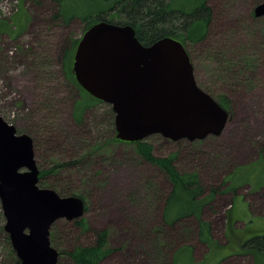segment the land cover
<instances>
[{"label": "rangeland", "instance_id": "1", "mask_svg": "<svg viewBox=\"0 0 264 264\" xmlns=\"http://www.w3.org/2000/svg\"><path fill=\"white\" fill-rule=\"evenodd\" d=\"M60 1L0 0V29L18 22L0 34L1 116L33 139L44 174L38 186L85 203L81 219L52 226L58 264H75L68 253L89 246L101 230L109 232L110 250L101 264H176L186 248L191 264H264V254L240 255L244 242L264 234V18L254 16L263 0H207L213 12L208 37L187 45L198 85L232 100L221 135L194 142L155 135L145 141L155 157L175 155L181 172L199 174L211 197L203 218L211 224L213 247L199 241L195 220L179 224L176 232L164 224L172 185L133 144L115 141L110 105L91 104L81 120L74 117L83 96L66 71L65 50L86 26L78 18H56ZM185 2L195 3L178 0ZM82 219L88 231L77 224ZM6 223L0 199V264H18Z\"/></svg>", "mask_w": 264, "mask_h": 264}, {"label": "water", "instance_id": "2", "mask_svg": "<svg viewBox=\"0 0 264 264\" xmlns=\"http://www.w3.org/2000/svg\"><path fill=\"white\" fill-rule=\"evenodd\" d=\"M254 14L264 17V1ZM73 72L86 93L111 106L120 142H144L155 135L201 141L220 136L230 118L199 87L186 47L171 37L144 46L130 25L95 23L77 45ZM39 177L33 139L18 134L0 113V199L20 264H57L52 226L85 214L82 198L40 188Z\"/></svg>", "mask_w": 264, "mask_h": 264}, {"label": "trees", "instance_id": "3", "mask_svg": "<svg viewBox=\"0 0 264 264\" xmlns=\"http://www.w3.org/2000/svg\"><path fill=\"white\" fill-rule=\"evenodd\" d=\"M194 2V4H192L193 2L179 4L178 0H63L60 1L56 18L60 17L67 22H70L73 18H78L85 24L86 31L98 22L130 25L135 29L136 37L144 46H151L162 38L171 37L180 41L187 49V45H197L207 39L213 13L207 4V0H194ZM17 23L12 20V24L7 25L5 29H0V34L14 26L17 28ZM9 32L11 36L14 34L11 31ZM80 40H74L72 43L67 44L65 50L66 71L76 85L78 83L73 72V62L74 52ZM79 88L83 101L79 102L74 108V117L77 120H81V116L91 104L99 102L80 86ZM201 89L210 94V91L205 88L202 87ZM212 97L226 111L231 113V98L226 95ZM86 104L87 106H85ZM112 115L114 118L113 112ZM133 145L138 156L146 163L159 168L164 173L163 176L172 185V189L165 200L164 224L176 232L178 230L176 227L179 224L195 220L199 224L200 240H198L213 247L215 243L211 237V224L203 218L204 210L209 206L207 204L211 202V197H206L205 187L199 174L196 172H181L175 164V155L169 158L155 157L152 145L145 141L133 143ZM58 168H60V165H58ZM49 171L55 172L56 168H51ZM43 177L44 174L40 173V181ZM216 192L214 191V195H216ZM77 224L84 231L89 230L85 219ZM108 244L109 232L108 230H101L94 234V239L89 246H79L70 251L68 255L75 264H101L110 252ZM241 246L244 249L240 254L241 256L248 255L256 259V257L264 254V234L247 240ZM188 251L190 249L186 248L180 254V257H177L176 264H179L180 260L186 264H191V253H188ZM18 264H20L19 261Z\"/></svg>", "mask_w": 264, "mask_h": 264}, {"label": "flooded vegetation", "instance_id": "4", "mask_svg": "<svg viewBox=\"0 0 264 264\" xmlns=\"http://www.w3.org/2000/svg\"><path fill=\"white\" fill-rule=\"evenodd\" d=\"M256 9V8H255ZM255 11V10H254ZM254 16H255V14H254ZM262 18H264V17H262ZM93 98V97H92ZM94 99V98H93ZM98 101V100H97ZM98 103H101L102 104V102H98ZM73 115H74V112H73ZM116 139V138H115ZM115 141H117V142H120V141H118V140H115ZM120 143H124V142H120ZM124 144H133V143H124ZM40 171V170H39ZM40 178V177H39Z\"/></svg>", "mask_w": 264, "mask_h": 264}]
</instances>
